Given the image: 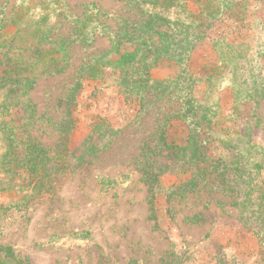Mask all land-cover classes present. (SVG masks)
<instances>
[{
  "label": "trees",
  "instance_id": "trees-1",
  "mask_svg": "<svg viewBox=\"0 0 264 264\" xmlns=\"http://www.w3.org/2000/svg\"><path fill=\"white\" fill-rule=\"evenodd\" d=\"M8 1L0 4L2 165L11 166L8 172H15L20 164L28 173V185L22 187L27 197L49 191L48 181L69 169L68 159L74 157V153L68 156L64 151L54 152L33 139L19 137L29 132L37 119L38 109L31 94L40 79L69 71L72 51L81 47L89 55L61 100L67 116L84 82L111 70L118 71L119 92L137 116L164 99L175 101L178 106L162 118L158 145L143 155L144 176L153 199L164 197L169 203L174 197L184 200L189 195L204 196L206 188L214 189L231 200L228 215L264 249V147L251 139L234 138V133L222 136L223 129L215 130L222 119L219 91H232L231 120L238 118L240 106L258 107L264 100V77L256 64L264 58V21L253 19L254 26H261V30L244 41L230 42L225 36L213 40L219 64L226 68L224 76L200 77L189 70L192 54L202 40L198 30L226 20L244 26L249 7L246 0H115L124 4L126 14L111 15L92 5L83 17L74 16L64 0H15L10 11ZM10 27L15 32L7 37L5 31ZM101 37L108 38L110 49L95 52L94 45ZM163 64L177 66L178 74L171 79H152L151 72ZM201 85L203 89H199ZM73 123L69 119L61 125V134L68 135L65 141ZM177 123L188 128L187 138L181 143L168 140L166 135L167 129ZM259 123L256 120L245 129V136ZM97 126V132L105 128L104 123ZM110 132L118 134L120 130ZM90 141L83 144L77 164L102 148ZM213 142L219 143L223 152L215 151ZM167 176L178 182L168 188L162 186L161 178ZM187 220L199 223L203 218L196 214ZM76 236L89 238L90 234L83 231ZM0 264L32 263L18 256L13 247L3 246Z\"/></svg>",
  "mask_w": 264,
  "mask_h": 264
},
{
  "label": "rangeland",
  "instance_id": "rangeland-1",
  "mask_svg": "<svg viewBox=\"0 0 264 264\" xmlns=\"http://www.w3.org/2000/svg\"><path fill=\"white\" fill-rule=\"evenodd\" d=\"M5 1L0 0V4ZM64 1L76 17L86 15L92 5L111 15L126 14L124 4L115 0ZM246 1L249 7L244 26L226 20L198 30L202 40L192 54L190 72L200 77L224 76L226 68L219 64L213 40L225 36L230 42L244 41L261 30V26H254L253 19L264 21V0ZM13 4L15 0L8 1V11ZM14 32L10 27L5 36ZM94 46L95 52H103L110 49V42L101 37ZM88 55L75 47L69 71L38 81L31 94L38 109L36 122L29 132L19 135L54 152L64 151L68 156L74 153L67 162L69 169L48 181L49 191L27 197L22 187L28 185V173L20 164L15 172H8L11 166L2 165L5 143L0 133V247H13L18 256L32 264H264V249L228 215L231 200L227 196L206 188L204 196L189 195L184 200L174 197L169 203L164 197L153 199L144 176L143 155L158 145L162 118L178 106L175 101L164 99L137 116L119 92L118 71L111 70L84 82L67 116L61 100ZM256 64L264 77V58ZM178 71L177 66L163 64L151 72V77L171 79ZM218 97L222 119L215 130L223 129L222 136L234 133V138L251 139L264 147V100L258 107L240 106L238 118L231 120L232 91H219ZM69 119L74 128L65 141L68 135L61 134V125ZM3 120L0 112V127ZM256 120L260 121L258 127L245 136V129L255 125ZM99 123L105 128L97 132ZM110 129L120 133H111ZM166 135L168 140L181 143L187 138L188 128L177 123L167 129ZM90 138L91 145L102 148L77 164L82 146ZM211 145L223 152L219 143ZM177 180L163 177L161 185L168 188ZM196 214L202 222L187 220ZM83 231L90 237L76 236Z\"/></svg>",
  "mask_w": 264,
  "mask_h": 264
}]
</instances>
